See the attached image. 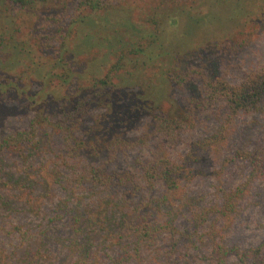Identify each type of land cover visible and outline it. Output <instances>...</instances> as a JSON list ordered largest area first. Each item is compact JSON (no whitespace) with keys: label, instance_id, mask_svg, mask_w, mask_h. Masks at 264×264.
Listing matches in <instances>:
<instances>
[{"label":"rangeland","instance_id":"374dc122","mask_svg":"<svg viewBox=\"0 0 264 264\" xmlns=\"http://www.w3.org/2000/svg\"><path fill=\"white\" fill-rule=\"evenodd\" d=\"M105 2L107 9L92 14L89 22L71 27L79 0H65L64 6H68L63 20L59 25H49L47 33L61 28L62 34H161L157 59L166 63L172 57L171 48L178 49L183 58L175 67L192 61L199 64L208 42L238 43L247 37L249 44L235 55H216L211 50L203 60L207 71L224 76L231 84H240L249 73L264 68V0ZM147 61L148 65L156 64ZM212 64H216L214 71ZM190 96L188 85L175 89V97L183 106ZM29 119L28 114L10 115L1 123L0 132L25 129ZM146 121L143 119L130 135H140ZM197 121L195 127L181 133L177 142L165 147L167 156L184 166L185 178L173 195L161 182L143 183L142 171L135 164L136 158L151 157L160 144L157 139H152L147 148L120 154L110 166L135 172L142 187L134 197L100 186L78 187L72 179L73 171L84 169L87 162L83 157L67 155L63 134L51 127L40 132L38 143L2 150L0 264H72L65 250L42 238L49 225L51 236H71L67 218L64 226L62 222L57 226L50 223L57 217L63 199L81 204L91 216L92 264H162L173 248L172 255L180 264H213L208 230L212 224L226 246L261 247L264 251V175L249 180L251 164L243 155L264 148V110L230 117L225 105L219 104L201 113ZM203 142L208 144L205 149L199 148ZM237 187L244 188L237 210L220 215L223 195ZM147 204L154 208L153 226L162 229L144 237L134 228L144 214L139 208ZM168 225L172 229H164ZM230 264H237L236 259H230Z\"/></svg>","mask_w":264,"mask_h":264},{"label":"trees","instance_id":"16d2710c","mask_svg":"<svg viewBox=\"0 0 264 264\" xmlns=\"http://www.w3.org/2000/svg\"><path fill=\"white\" fill-rule=\"evenodd\" d=\"M64 1L0 0V130L8 116L30 115L25 129L0 132V152L38 143L40 132L51 127L63 134L67 155L83 157L87 162L84 169L73 171L72 179L78 187L100 186L134 197L142 187L135 172L110 166L120 154L147 148L152 139H157L160 144L151 157L136 158L135 164L142 171L143 183L161 182L173 195L185 178L184 166L171 160L165 147L177 142L183 131L195 127L201 113L219 104L225 105L230 117L264 110V68L249 73L240 84H231L224 76L209 73L203 63L211 50L216 55H235L249 44L247 37L238 43L208 42L199 64L192 61L175 67L183 58L178 49L171 48L169 64L157 59L161 34H62L61 28L47 33L49 25H59L63 20L68 6ZM107 7L105 0H79L71 27L89 22L92 14ZM148 59L156 64L148 65ZM214 67L216 64H212V71ZM187 85L191 96L183 106L175 97V89ZM143 119L147 121L142 133L131 136ZM206 147L204 142L199 146ZM194 150L195 146L191 153ZM243 155L251 164L249 180L264 175V148ZM243 191V187H237L223 195L220 215L237 210ZM139 210L144 214L135 231L147 237L162 229L153 226V206L143 205ZM64 218L71 224V236H51L49 225L42 238L65 250L72 264H92L91 216L81 204L63 199L57 217L50 223L57 226L62 222L64 226ZM164 229L172 228L168 225ZM208 230L213 264H230L232 258L237 264H264L261 247H229L213 224ZM174 249L162 264H180L172 255Z\"/></svg>","mask_w":264,"mask_h":264}]
</instances>
